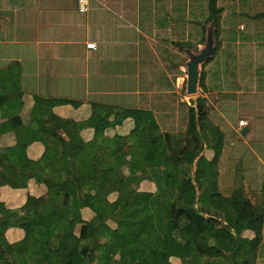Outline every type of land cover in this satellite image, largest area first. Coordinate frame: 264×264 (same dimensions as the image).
<instances>
[{"label": "trees", "instance_id": "trees-1", "mask_svg": "<svg viewBox=\"0 0 264 264\" xmlns=\"http://www.w3.org/2000/svg\"><path fill=\"white\" fill-rule=\"evenodd\" d=\"M232 1L240 0H208L207 22H214L216 51L206 66L212 64L210 71L216 70L211 74L204 68L202 91L213 87L219 73V83L225 86L222 67L214 60L216 53L225 52L235 61L245 57L254 65V73L264 70L263 53L247 54L245 47L238 53L234 45L246 24L239 21L244 13L236 11L225 22V3ZM187 45L194 47L192 42ZM20 81L19 63L0 68V136L9 133L14 139L7 146L0 142V161L6 155L13 163L27 166L28 148L38 129L47 137L46 146L54 149L56 161L44 171L30 173V178L45 186L43 195H29L17 210H0V264H175L176 260L180 264H254L261 238L248 234L264 219V207L253 203L243 188L230 196L218 188L224 131L212 123L216 112L205 96L191 100L182 132L162 130L154 112L135 107L94 104L87 120L63 117L54 111L56 106H80L82 101L25 94ZM186 82L182 91L187 89ZM111 117L112 127L128 118L133 127L123 135L84 139L83 129ZM147 144L150 164L125 157L133 145ZM207 148L214 150L213 159L205 156ZM145 180L154 183L156 190L134 206L129 198ZM4 185H14L9 172H0V188ZM54 204L64 211L57 224L49 217ZM36 218L42 223L33 233H25L16 242L7 239L8 229L24 228ZM117 229L129 230L126 246L138 252L135 258L114 257ZM203 234L206 239L201 238ZM33 238L46 243L48 251L33 252Z\"/></svg>", "mask_w": 264, "mask_h": 264}, {"label": "crops", "instance_id": "crops-1", "mask_svg": "<svg viewBox=\"0 0 264 264\" xmlns=\"http://www.w3.org/2000/svg\"><path fill=\"white\" fill-rule=\"evenodd\" d=\"M190 4L191 0H90V9L81 13L78 10L79 0H0V32H6L7 44L19 47L13 52L18 56L4 59L0 57V63L3 62L0 68L14 62L19 63L20 83L25 94L68 97L82 101L80 106H56L54 111L60 116L77 121L87 120L92 114L94 104L102 107H135L154 112L162 129L165 125L166 130L176 131L174 120L180 118V114L185 119L184 108L180 105V102L185 101L180 97L177 79L183 77V83L187 81L186 64L189 60L184 59L183 51L187 49L189 52L191 48L187 45L191 44ZM256 14H262L260 16L263 18L264 11ZM261 21L263 27L256 26V30L264 32V19ZM247 28L250 32L254 30L251 25ZM179 32H182V40L175 37L171 39ZM1 36L5 37L4 34ZM90 42H95L96 48H89L87 43ZM183 45L186 47L183 48ZM234 45L238 53L245 47L249 50L247 54L263 53L264 56V38L252 39L248 34L246 39L240 36ZM247 92L252 96L247 98L248 103L244 106L246 110L250 109L248 115H240L237 119L233 118L234 115L226 118L230 108L223 107L226 103L219 102L217 106L224 108V112L219 110L218 119L212 123L221 127V130L228 129V133L224 132L221 151L223 154L226 134L233 137L234 132L240 140L251 133L252 121L257 125L260 121L257 127L260 138L253 141L257 144L247 137L244 143L249 149L238 151L233 147L237 139L232 138L234 142L225 151L229 154L224 153V156L230 160L240 159L243 162L242 171L245 170L242 174L246 175L248 169V172L256 176L252 186L249 184L250 187L245 188V185L239 188L246 189L245 191L252 189L255 195H262L264 186L260 169L264 168V136H261L263 134L258 128L264 126V114L260 117L256 114L262 103L257 97L253 98L262 94L258 93L255 86ZM200 96L204 95L197 98ZM243 109L239 107V111ZM186 118L188 121V115ZM245 119L248 121L249 130L242 135L240 130L247 126L241 127L240 120ZM111 120L112 117L102 119L96 127L83 129L84 139L90 142L95 137L101 140L103 136H113L115 133L123 135L134 124L132 118H128L122 124L112 127ZM46 140L42 130L35 131L34 140L28 148L30 162L27 166L13 163L6 155L2 157L0 172H9L14 178V185L0 188V210H17L25 204L29 195L41 196L45 193V186L30 178V173L44 171L49 164L56 161V153L53 148L46 146ZM0 142L7 146L14 144V139L11 134L6 133L0 136ZM252 144L260 147L259 152ZM150 152L149 144L133 145L125 151V157L146 159L150 164ZM239 152L241 154L236 156ZM214 153L212 148H207L204 152L208 159H213ZM246 155L251 158L247 168ZM142 185H147L152 194L156 190V185L148 180L142 181L140 187ZM218 188L222 192L220 180ZM235 189L238 186L233 187ZM255 195L249 194V198L252 200ZM260 200L262 202L252 201L264 207L262 196ZM84 212L90 213L89 209ZM49 217L60 218L61 221L64 211L54 204ZM40 220L41 218H36L29 221L24 228L11 227L7 231V239L16 242L25 233H33L41 225ZM248 235L251 238L255 235L261 238L254 264H264V219ZM30 249L36 253H46L49 247L33 238Z\"/></svg>", "mask_w": 264, "mask_h": 264}, {"label": "rangeland", "instance_id": "rangeland-1", "mask_svg": "<svg viewBox=\"0 0 264 264\" xmlns=\"http://www.w3.org/2000/svg\"><path fill=\"white\" fill-rule=\"evenodd\" d=\"M207 2H208V0H191L190 15H189L191 25H190L189 39L192 42V44L194 45V47L189 49V52H191V54L198 55L201 50L205 49L206 43H208V42L212 43V45L215 47V51H216V37H215L214 22H213V20H211L209 22V24L207 22L209 14H210ZM16 7H18V6H16ZM235 11L236 12H243L245 15V16L243 15L239 19V21H244L246 24V26L244 28V32L241 35V36H243L244 39H246L248 34H249V37L252 39H254V38L258 39L259 38V40H260V39L264 38V32L260 31V30L259 31L256 30V26L258 28L263 27L261 20L264 19V16H263V18L261 17V19L252 17V15H255L258 12L264 11V0H240L237 3H236V1L228 2V3L226 2L225 3V12H224L225 22L229 21L228 20L229 15H231V13H233ZM0 18H2V16ZM257 22H260V23H257ZM248 25H251V27L254 30H252L250 32V30L247 28ZM211 26L214 28H212ZM181 33L182 32L175 33L171 39H173L175 37V38H179L180 40H182L183 38H182ZM1 34H4L5 37H2ZM204 35H205V40L202 42L201 40H202ZM221 35H223V33H221ZM209 38H210V40H209ZM6 39H7L6 38V32L5 33L0 32V57H2L4 59V58L18 56V54L17 55L13 54L14 50H17V48H19L18 45H15V44L12 45L10 43L7 44L8 42H6ZM221 42H222V46L226 43L225 37H223V36L221 37ZM1 43H4V44H1ZM222 50H224V49H222ZM215 51H214V53H215ZM189 52L187 49L183 51L184 59H186V61L189 60V57H190ZM214 53L211 55L210 60L214 58ZM221 53L222 52H220V55H217L218 53H216V55H215L216 58L214 60H216L217 63L220 64L222 67L223 74H224V80H225V86L224 87H223L224 84L219 83V78H218L220 76V73H219V75L216 76L217 79L215 80V82H212L213 87L211 85V88L207 91H202V89L199 88L197 94L191 95V94L187 93V89H185V91H183V92L181 91L182 86L185 83V81L183 83V77L177 79L178 91L181 93L180 97H181V99H183L185 101V102H180V105L183 106V108H184L183 112L185 111V119H183L182 115L180 114V118L174 120L173 125L176 124L174 127V129L176 131H182V132L185 131L186 125H187L186 115H188V106H189L192 99L196 100L197 96L202 95V94L207 98L208 103H212V105L214 107V110L216 112L214 115V120L218 119L217 114H220L219 110H221V112H224V110H223L224 108H220L219 106H217V103H219V102L220 103H226L225 106H223V107H225L227 109L230 108L229 112H228L229 116H228V114H226V116H228L226 118H231L234 115L233 118L237 119L238 116L240 117V115H246L247 113H249L250 109L248 108V110H246L244 108V106H246L248 103L247 98L252 97L251 94L247 91L252 90V88L255 86V87H257L258 93L262 94V95L253 96V98L257 97L260 100V102L262 103V105L259 106L256 114L259 117L264 114V108H263V105H264L263 104L264 103V70L254 73V71H253V69H255L254 65L250 64L249 60L246 59L245 57H244V59H241V60L239 59V60L235 61V60H232L231 58L228 59L225 52L223 54H221ZM210 60H208V61H210ZM208 61H206V63ZM223 61L225 62L224 64H223ZM206 63L202 65V71L205 68V70L208 69L209 72H211V74H212V72L216 69H212L210 71L212 64H209L208 66H206L207 65ZM0 65H3V62L0 63ZM186 84H187V82H186ZM244 89L246 91H243ZM119 99L127 100L126 98H119ZM232 104H235V105H232ZM239 107H240V109L241 108L242 109L244 108V109L239 111ZM218 121H220V120H218ZM259 124H260V121L258 122V125L252 121V124L250 125L251 133L242 137L240 140H238L239 138L237 139V137H236L237 134L234 132L232 133L233 137H230L229 135L226 134L227 137H226L225 142H224V152H223V154H221V156L219 158V163H218V165H219L218 166L219 167L218 181L220 180V182H221V190H222V193L224 195L230 196L234 191L233 187L236 188L238 186V188H239V187L245 186V185H246L245 188L250 187L253 185L252 183H254V181L256 179V176L252 175L250 172H248V169H246L247 170L246 175L242 174L245 170L242 171L243 162L240 159L239 160H234V159L230 160V158L226 157V155L224 156V153L229 154L228 152H225V151L230 146V144L232 142H234L233 139H237L235 141V144L233 145V147H236L238 151H240L243 148L249 149V146L244 143V140H245V138L249 137L251 142L254 143L253 141L255 139L260 138L257 135V127L259 126ZM222 126L224 127V124H222ZM165 128L166 127L164 125V129H162V130H166ZM222 129L224 130L225 133H228L227 128H222ZM258 131L261 134H263L261 136H264V126L261 125L258 128ZM258 141H260V140H258ZM254 144H257V143H254ZM262 145L264 148V143ZM253 146H254V148H258V145H253ZM259 149H260V147L257 150L258 152H259ZM240 154H241V152L237 153L236 156H239ZM222 155L224 157H222ZM245 157H246L245 167L247 168V167H249V163H251V160H250L251 158H249L247 155ZM221 158H223V159H221ZM260 171H261L260 172L261 182L263 183V186H264V168H261ZM249 184H250V186H249ZM249 189H251V188H249ZM246 193H247L248 197H249V194L255 195L253 193L252 189L251 190L247 189ZM151 195H152V192L147 187V185H142V187H140V190L138 188L137 191L134 192L130 196L129 202L132 205L137 206V205L142 204L147 199H149L151 197ZM261 196L264 198V193L262 195L257 194L255 196H252V200H254V202H262V200H260ZM50 216H51V214H50ZM86 218H87V216H86ZM50 219L52 222H54L56 224L58 222H60L59 221L60 218H50ZM40 223H41V220H40ZM94 233H95L94 230H90L89 234L91 236H94ZM201 238L206 239L207 234L201 235ZM128 240H129V230H123V229H117L116 230V239H115V242H113V246L115 249V251H114V257L115 258L123 259L124 257H127V256L135 258L137 256L138 252L136 250L129 249L126 246ZM175 264H180L179 260H176Z\"/></svg>", "mask_w": 264, "mask_h": 264}, {"label": "water", "instance_id": "water-1", "mask_svg": "<svg viewBox=\"0 0 264 264\" xmlns=\"http://www.w3.org/2000/svg\"><path fill=\"white\" fill-rule=\"evenodd\" d=\"M212 27V26H211ZM214 28V27H212ZM210 40V38H209ZM215 47L212 43H206L205 49L201 50L198 55L190 53V59L187 62V93L197 94L202 75V65L210 60L211 55L214 53ZM248 127L242 128L240 133L245 135L248 132Z\"/></svg>", "mask_w": 264, "mask_h": 264}, {"label": "built area", "instance_id": "built-area-1", "mask_svg": "<svg viewBox=\"0 0 264 264\" xmlns=\"http://www.w3.org/2000/svg\"><path fill=\"white\" fill-rule=\"evenodd\" d=\"M90 1L89 0H80L79 2V11L85 13L89 10ZM89 48H96L95 42L87 43ZM248 122L246 120H240V126L245 127L247 126Z\"/></svg>", "mask_w": 264, "mask_h": 264}, {"label": "clouds", "instance_id": "clouds-1", "mask_svg": "<svg viewBox=\"0 0 264 264\" xmlns=\"http://www.w3.org/2000/svg\"><path fill=\"white\" fill-rule=\"evenodd\" d=\"M90 1V0H89ZM79 2H80V0H79ZM89 9H90V5H89ZM78 10H79V6H78ZM80 12V11H79ZM82 13V12H81Z\"/></svg>", "mask_w": 264, "mask_h": 264}]
</instances>
